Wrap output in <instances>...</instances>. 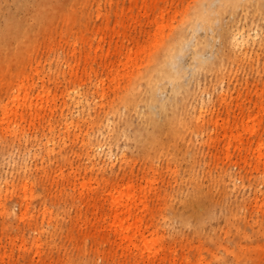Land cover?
Wrapping results in <instances>:
<instances>
[{
    "label": "rangeland",
    "instance_id": "rangeland-1",
    "mask_svg": "<svg viewBox=\"0 0 264 264\" xmlns=\"http://www.w3.org/2000/svg\"><path fill=\"white\" fill-rule=\"evenodd\" d=\"M193 2L89 0L88 24L70 29L60 20L57 29L41 37L37 52L43 59L40 71L36 72L39 74L34 76L37 81L38 78L45 80L51 99L43 108L40 121L34 125L26 120L22 122L25 131L19 130L14 149L7 140L0 144V184L5 179L19 181L16 166L21 159L20 150L25 148L24 136L30 139L28 146H31L38 140L35 137L53 135L52 127L63 130L62 111L65 108L68 113L72 105L67 89L87 93L90 99L96 100L92 113L104 114L106 125L95 130L91 123L82 127L89 126L91 138L101 141V155L110 150L123 156V160L118 162L115 171L101 168L98 163L92 165L75 137L78 128L66 134L65 143L64 138L60 140L63 146L56 148V159L48 165L47 173L33 165L30 176L22 177L32 181L36 193L42 191L40 181L45 183L47 211L40 205L41 199L35 197L29 199L28 210L21 217L22 188L17 183L14 191L9 192L11 195L6 200L13 206L12 222L0 213V264H72L76 258L89 259L96 264H157L150 261L148 253L142 257L135 247L127 251L118 248L114 236L113 243L98 242L99 233L109 229L104 217L111 211L109 192L114 181L115 185L132 183L136 186L142 197L138 211L151 231L164 234L168 246L167 264H180V260L183 264H227L228 260L234 264L230 249L239 250L240 242L246 247L254 242L261 244L263 253L256 255L252 249L248 264H264V17L259 13L261 10L253 12L251 6L246 16L242 8L236 13V22L244 25L246 33L252 37L248 53H241L242 59L236 61L229 60L225 53L224 76L219 71L199 73L200 86L191 85V93L184 100L188 111L200 109L196 107L201 103L200 97L208 108L203 116V128L186 130L193 139L190 157L193 152H199L195 169L207 184L219 190L223 188V180L228 183V200L216 206L215 217L207 222L205 232H198L194 221L189 224L174 221L176 231L170 230L172 224H165L164 216L171 213V203L181 195L176 192L178 188H193V178L188 171L190 161L143 153L134 140L135 130L142 129L136 114L131 123L126 124V133L110 137V129L119 122L120 113L106 112L110 110L109 102L147 55L136 60L140 51L146 48L145 53H149L154 49L156 34L160 41L167 38L182 15L192 11ZM13 4L14 0H10V6ZM225 20L230 21L229 17ZM215 26L208 51L209 62L218 69L223 30ZM199 33V37H204L203 30ZM228 47L227 43L226 52ZM190 56L191 52L187 60ZM69 58L76 62L74 74L64 62ZM222 92L226 93L225 98L221 97ZM42 150L38 149V162ZM28 161L36 162L29 157ZM1 193L5 191L1 192L0 188ZM236 204H240L241 225L248 232L244 237L235 232L228 219V208ZM96 212L105 213L97 214L98 220ZM257 219L263 224L261 229L245 224L246 220Z\"/></svg>",
    "mask_w": 264,
    "mask_h": 264
},
{
    "label": "bare ground",
    "instance_id": "bare-ground-1",
    "mask_svg": "<svg viewBox=\"0 0 264 264\" xmlns=\"http://www.w3.org/2000/svg\"><path fill=\"white\" fill-rule=\"evenodd\" d=\"M88 5L89 0H14L13 6H10V0H0V144L3 140H7L14 149L18 133L25 131L22 129L24 127L22 122L26 120L29 125L36 124L41 120L43 108L50 102L51 91L46 89L45 80L38 78L37 81L34 76L39 74L36 72L40 71L39 67L43 59V55L37 52L41 37L48 34L49 30L57 29L60 20L70 29L88 24ZM251 6L253 12L261 10L263 15L259 13L262 18L264 17L262 0H194L192 11L182 15L179 24L167 38L160 41L156 34L154 40L157 44L154 49L149 53H145L146 48L140 51L139 59L136 60H140L143 54L147 55L134 69L114 99L109 102L110 110L106 112L120 113L119 122L110 129V137L126 133V124L131 123L133 114H136L142 129L135 130L134 140L143 153L149 156L164 155L190 161L188 171L193 178V188L186 190L184 187L178 188L176 192L181 195L171 203V213L169 216L168 214L164 216L165 224L166 222L172 224L176 220L186 224L194 221L198 225L197 231L205 232L207 222L215 217L216 206H222L228 200V183L223 180L221 190L213 184H207L201 177L200 171L195 169V159L199 152H193L192 157L189 154L193 139L186 130L193 127L203 128V116L208 112V108H205L206 102L200 97L201 103L196 106L200 109L188 111L184 107L186 104L184 100L191 93V85L194 84L196 88L200 86L199 73L208 74L212 71L222 73L226 70L223 65L225 53L232 61L242 59V54L248 53L247 48L252 37L246 33L244 25L236 22V13L242 8L246 16ZM228 17L230 21L226 22L225 19ZM216 24L223 30L221 52L218 57L219 70L209 62L211 55L208 51ZM201 30L205 32L204 37H199ZM227 43L228 52L225 50ZM189 52L191 56L187 60L186 56ZM64 62L69 67V72L74 74L75 60L69 58ZM14 67L16 70H13ZM222 75L224 76L223 73ZM67 91L72 105L69 106L71 109L68 112L71 114H68L65 108L62 111L63 130L59 131L52 127L53 135H46L44 138L35 137L38 140L31 146H28L30 139L24 136L25 148L20 150L21 159L16 166L20 174L19 181L5 179L0 184L1 192L5 191V194H0V213L8 222H12L10 216L13 213V206L8 205L6 199L10 197L9 192L14 191L13 187L15 188L17 183L23 193L21 217L25 216L28 210L29 199L35 197L41 199L40 205L44 207V211H47L48 207L44 205L47 195L45 183L40 181L42 191L36 193L32 188V181L22 177L30 176L33 165L35 168H40L43 173H47L48 165L56 159V148L63 146L60 140L64 138L65 143V135L71 133L73 129L78 128L75 137H78L84 154L92 165L98 163L101 168L115 171L118 162L123 160V156L121 158L110 150H107L104 156L101 155L103 146L101 141L91 138L89 126L82 127L91 123L92 130H95L106 125L107 119L104 114L95 116L92 113L91 109L96 104V100L90 99L87 93L80 91L75 93L74 89ZM220 95L222 98L226 97L225 92ZM8 135H11L10 138ZM40 148L43 150L41 160L38 162ZM28 157L35 159L36 162L32 164L28 161ZM41 162L48 164L41 165ZM115 182L112 183L114 186L109 192L111 199L108 205L111 211L104 212V220L109 229L99 233L101 237L99 236L98 242L101 243V240L111 242L114 236L118 248L127 251L135 247L141 251L142 257L148 253L152 263L167 264L168 255L165 252L168 246L164 242V234H159L158 230L151 231L144 216L138 211L139 200L142 201V197L139 196L136 186L132 183L115 185ZM257 197L256 195V200ZM104 205L101 203L102 208H105ZM240 208V204L228 208L230 210L228 219L235 232L244 237L248 232L246 227L241 225ZM52 213L57 215L59 212L52 211ZM104 213L96 212L95 218L99 220L98 215ZM245 224L258 229L263 227L259 219L250 222L246 220ZM172 225H169L170 230L176 231L177 228ZM96 231L95 227L94 232ZM217 242L221 244L220 240ZM240 245L239 250L230 249L235 258L234 264H248L252 249L256 255L263 253L262 246L258 242L251 243L248 247L241 242ZM175 259L174 257L173 261ZM179 263L183 264L181 260ZM72 264H96V262L76 258L73 259ZM227 264L233 262L228 260Z\"/></svg>",
    "mask_w": 264,
    "mask_h": 264
}]
</instances>
